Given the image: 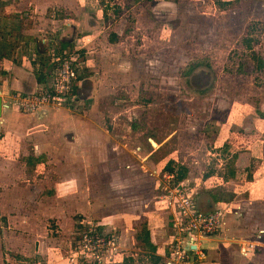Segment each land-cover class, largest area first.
I'll use <instances>...</instances> for the list:
<instances>
[{"label": "rangeland", "instance_id": "rangeland-1", "mask_svg": "<svg viewBox=\"0 0 264 264\" xmlns=\"http://www.w3.org/2000/svg\"><path fill=\"white\" fill-rule=\"evenodd\" d=\"M9 1L12 17L1 0L0 16L11 18L4 28L11 52L28 32L50 38L70 31L79 75L97 84L88 101L54 107H72L97 130L85 150L57 149L61 156L28 164L22 147L35 124L9 141L13 135L0 127V264H93L75 255L86 222L99 223L84 211L119 192L149 203L138 207V228L123 246L138 252L129 264H150L138 223L159 215L177 234L159 196L182 180L199 204L214 196L230 204L221 232L227 242L205 243L195 264H264V0H83L84 8L75 0ZM53 51L45 59L50 70ZM139 146L140 155L133 152ZM145 155L153 166L140 164L142 171ZM171 160L174 172L149 177ZM127 164L137 169L127 174ZM178 166L187 169L182 178ZM249 242L255 246L241 252Z\"/></svg>", "mask_w": 264, "mask_h": 264}, {"label": "crops", "instance_id": "crops-1", "mask_svg": "<svg viewBox=\"0 0 264 264\" xmlns=\"http://www.w3.org/2000/svg\"><path fill=\"white\" fill-rule=\"evenodd\" d=\"M5 1V0H4ZM3 0H1L2 6H5L3 9L5 14L12 17L11 14H8L9 7H13L12 3H8V0L6 3ZM76 1V2H75ZM76 6H81L84 8L83 0H75ZM9 2H12L11 0ZM16 11H18L16 9ZM17 17V15H16ZM11 18L8 16H0V24L3 25L0 26L2 30H0V42L2 41L3 44H0V98L2 99V111L0 113V127L1 132L5 133L6 136L13 135L12 138H7L9 140H15L18 136L20 137L21 134H27L25 132L24 126L30 125L31 122L35 124L36 130L32 128L31 130L33 132H29V140L26 141V144L23 145L22 151L27 154V163H31L36 160L42 158L45 159L46 157H50V155L57 158V156H61L60 154H63V148L67 149L68 151H79V150H85L88 148L87 143L88 138H92L94 129L91 126V123L87 120V118H83L82 115L77 113V111H73L72 107H54V106H43L41 110L35 114H24L16 109H20V107L17 106L13 102L14 96L17 94H23V95H31L39 92H43L47 90V86L50 82V68L47 65L48 58L46 59L48 55V49L54 48L53 53H56L58 51H65L70 48V46L73 44L72 37L68 35L70 31L66 30L65 34H54V37L48 38L46 34L37 35L34 32H28V34H24L26 37L23 39V41L18 44V46H14L13 48H16V50L13 49V52H11V44L6 41L8 39V35L6 36V30H4L5 26L11 22H9ZM56 19H54L52 22H55ZM68 31V32H67ZM8 32V31H7ZM9 33V32H8ZM29 35V36H27ZM4 39V40H1ZM20 39V38H19ZM50 41V43L47 45L44 42V45L42 47L40 46L38 41ZM2 46H5L6 49L3 51L1 49ZM18 48L20 50H18ZM17 54L16 58L14 57ZM20 54V55H19ZM49 55L50 52H49ZM18 57V58H17ZM46 59V60H45ZM85 67V66H84ZM82 68L87 69V68ZM80 78H82L81 76ZM85 76V75H84ZM97 82L95 78H87L86 76L80 79V82L78 84L77 92H79L80 95L76 92L77 96L74 98V100H79V104H82L86 101H88V98L91 97L93 87L96 86ZM73 101V100H72ZM82 102V103H81ZM69 106V105H68ZM32 124V123H31ZM39 126V127H38ZM30 130V131H31ZM68 131L70 134L66 133ZM71 136L69 139L68 136ZM17 140V139H16ZM32 141V143H30ZM155 140L150 138V142L153 145ZM156 142V141H155ZM33 144V145H32ZM158 143H156L157 145ZM32 145V146H31ZM105 145V144H104ZM154 146V145H153ZM61 149V150H57ZM142 150V147L139 146L136 148L135 153L140 155L138 152ZM27 151V153H26ZM31 155V156H30ZM42 155V156H41ZM142 158V157H141ZM148 156H144L143 160L139 161V167L140 164L142 166L152 167L153 164H150V162L147 161ZM116 159H119V157L116 156ZM35 160V161H36ZM77 160V159H76ZM34 161V163H35ZM71 160L68 162V165H70L69 173L67 174L68 178L71 179L70 182L73 183V180L75 178V173L73 169H76V164ZM117 162L118 165H120V161L114 160ZM135 162V160H134ZM168 163V162H167ZM162 166V168H157L154 170V172L150 173L149 177H156L160 175L161 171L166 172V165ZM136 164V162H135ZM135 164H127L124 166V169H126V173H132L133 168L137 167ZM87 165V164H86ZM88 168V166H87ZM82 170L81 179H84L86 177H89V174L87 172ZM141 169L142 168H138ZM143 171V170H142ZM153 179V178H152ZM79 179H75L76 183ZM120 180V178H119ZM157 181V180H155ZM70 188H73L72 185ZM258 193L261 191V184L259 183L258 187ZM113 194H110L112 196ZM81 196V195H80ZM108 200V197H106ZM131 193L128 195L126 192H119L116 195L112 196L109 201H105V204L101 207L99 205L92 206V208L88 210H85L84 212H92L95 213L94 217L95 219L99 220V223L102 226V229L106 231H114L119 234L120 236V252L115 256L114 262L112 264H129V261L131 258L134 260V262L137 261L136 255L138 252H131L128 253L125 249V240L127 238V235H129V232L137 230V219L141 216V213L138 211V207L141 206L146 208L149 206V203L144 202V198H142L141 195H134L133 199L134 202H132L131 199ZM149 202V200H148ZM219 202V201H218ZM223 202V201H222ZM140 203V204H139ZM82 205V203H80ZM111 205V206H109ZM129 206V207H127ZM202 208H210L213 206L212 201L207 199V203L200 204ZM157 209V208H156ZM237 209V210H236ZM235 209V213H239L242 210V205L238 204L237 208ZM159 215L151 214L149 215V218L143 220V222H140L142 225V230L144 227L148 228L150 231V237L153 244L156 246V254L162 258L164 261L168 253L169 243L173 238V233L169 229V224L164 220L158 217ZM160 219V221H159ZM155 220V221H152ZM227 222V217H226ZM153 224V225H151ZM171 224V223H170ZM226 227V224H225ZM224 232L228 229L226 227ZM139 237V235H138ZM225 241L228 239H224V236L222 234L218 236L217 238H214L212 240H209L208 243L213 242L214 244L218 245V241ZM129 241V239H128ZM142 241V240H141ZM232 241V240H231ZM230 241V242H231ZM143 242V241H142ZM206 242V244H207ZM135 243V241H134ZM144 243V242H143ZM232 243V242H231ZM230 243V244H231ZM256 242H249L244 243L241 246V252L242 248H248L247 250L252 249L253 247L247 246L249 244L255 245ZM145 244V243H144ZM131 244H127V248H131ZM214 247L213 244L211 246ZM126 251V252H125ZM47 251L45 250L44 253ZM131 260V261H133ZM127 261V262H126ZM192 264H195L192 263ZM198 264V263H197Z\"/></svg>", "mask_w": 264, "mask_h": 264}, {"label": "built area", "instance_id": "built-area-1", "mask_svg": "<svg viewBox=\"0 0 264 264\" xmlns=\"http://www.w3.org/2000/svg\"><path fill=\"white\" fill-rule=\"evenodd\" d=\"M76 55L69 50L51 54L47 90L31 95L17 94L13 102L20 108L36 110L43 106L61 105L75 98L81 67ZM169 177H173V173ZM187 187V182L182 180L174 187L165 186V193L159 196L170 210L174 228L177 230L169 243V255L164 260L165 264L194 263L197 257L205 256L204 244L220 236L225 227L230 204L219 201L213 208L203 209ZM86 223L85 229L80 232L75 255L90 260L93 264L114 262L115 256L120 252L118 234L102 229L100 223ZM247 249L242 248V251Z\"/></svg>", "mask_w": 264, "mask_h": 264}, {"label": "trees", "instance_id": "trees-1", "mask_svg": "<svg viewBox=\"0 0 264 264\" xmlns=\"http://www.w3.org/2000/svg\"><path fill=\"white\" fill-rule=\"evenodd\" d=\"M216 3L224 6L227 2H225L224 0H214ZM76 92H77V89H76ZM173 164L174 162L171 160L167 163L166 165V170L167 171H170V172H174V168H173ZM179 169H178V177L179 178H182L184 175H185V172L187 171V169L185 167H182V166H178ZM212 203H213V206L210 207V208H207V209H211L214 207V205L218 202V201H222L220 198L214 196L212 198ZM224 201V200H223ZM140 240H142L146 246L148 247L149 251H148V254H149V262L150 264H165L164 261L162 260V258L160 256H158V254H156V246L155 244L152 243L151 241V237H150V231L148 230V228L144 227L143 230H142V234L139 235L138 237ZM131 260H133L131 258ZM127 262V261H126Z\"/></svg>", "mask_w": 264, "mask_h": 264}, {"label": "water", "instance_id": "water-1", "mask_svg": "<svg viewBox=\"0 0 264 264\" xmlns=\"http://www.w3.org/2000/svg\"><path fill=\"white\" fill-rule=\"evenodd\" d=\"M1 111H2V99L0 98V113H1Z\"/></svg>", "mask_w": 264, "mask_h": 264}]
</instances>
